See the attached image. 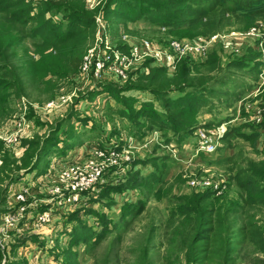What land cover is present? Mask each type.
<instances>
[{
    "label": "rangeland",
    "instance_id": "374dc122",
    "mask_svg": "<svg viewBox=\"0 0 264 264\" xmlns=\"http://www.w3.org/2000/svg\"><path fill=\"white\" fill-rule=\"evenodd\" d=\"M78 1L84 3L86 13L96 17L101 32L97 31L77 74L65 73V64L54 60L57 74L46 80L44 90L31 88L8 102V118L0 122V172L4 155L14 165L7 197L11 199L27 183L32 187V198L45 200L48 187L63 165L85 162L97 149L115 151L120 156L106 164L107 173L82 195L81 203L61 211L41 204L34 207L30 216L35 219L36 213L42 212L45 223H28L29 230L20 235L10 232L13 243L0 246L5 254H0V264H264V254L251 242L257 229L264 238V207L248 206L249 193L228 181L237 152L243 153V160L264 161V135L256 144L239 136L232 141L221 140L211 155L195 151L201 129L222 126L223 137L239 124L264 123V84L258 88L264 82V2L242 0L250 3L247 13L232 5L236 13L222 12L223 22L212 35L180 36L145 19L118 23L107 20L109 0ZM50 17L66 27L64 12ZM200 40L209 42L205 52L185 58L189 56L192 63L213 54L223 67L220 73L191 72L190 85L195 89L189 90L202 93L205 88L212 93L213 97H207L210 107L198 114L189 137L150 131L143 110L138 111L136 116L143 130L135 135V125L119 117V109L134 112L148 100L160 113L164 111L161 93L167 92L172 98L182 96L175 88L161 93L145 90L148 83L137 81L138 73L148 72V63L173 71L169 58L159 63L153 56L161 52L174 55L175 42L195 44ZM250 50L260 56L257 59L263 64L261 73L228 67L237 57L250 54ZM33 51L29 48L28 53ZM35 58L39 59L38 55ZM226 79L250 84L253 91L258 88L259 92L244 99L245 94L240 92L243 89H238V97L231 98L219 86ZM107 87L117 89L128 100L137 98L138 103L116 100L109 91L104 92ZM52 102L55 105L49 107ZM237 114V122L233 119L216 125ZM21 121L24 124L20 139L15 145L7 144L5 137L13 134ZM30 142L39 147L34 155L37 160L35 166L22 169V158L29 147L26 144ZM150 176H158L162 182L147 186ZM204 180L221 184L218 189H207L202 186ZM201 196H208L201 214L186 217L181 208L195 204ZM212 208L219 212L210 213ZM207 230L211 233L207 234ZM82 231L91 232L93 239L88 242L83 238L86 234H78Z\"/></svg>",
    "mask_w": 264,
    "mask_h": 264
},
{
    "label": "trees",
    "instance_id": "16d2710c",
    "mask_svg": "<svg viewBox=\"0 0 264 264\" xmlns=\"http://www.w3.org/2000/svg\"><path fill=\"white\" fill-rule=\"evenodd\" d=\"M227 2H230V5ZM252 2H264V0H253ZM232 5H238L247 13L250 3L242 0H109L105 16L107 20H112L114 23L134 20V18L145 19L157 28L174 31L180 36L188 33L208 36L218 31L223 22L222 12H228L231 15L236 13ZM84 8V3L78 0H0V122L8 118L10 99L25 95L31 88L44 90L46 80L51 75L57 74L58 66L54 60L60 59L65 64V73L75 75L80 71L83 57L88 47L94 42L99 30L96 17L86 13ZM60 12H64L67 20L65 28L61 22L50 17ZM29 48H33L32 54L28 53ZM251 51H249L250 54L237 57L238 59L232 61L228 67L248 71L251 74L261 73L263 64L257 59L260 56ZM36 55L39 59L35 58ZM188 58L189 56L178 60L173 71L148 63L149 71L138 73L137 81L148 83L145 90L161 93L169 88H175L182 96L172 98L167 92L161 93L164 96L161 98L164 111L160 113L154 111L155 104L148 100L141 103L140 109L134 112L125 108L119 109L117 111L119 117L135 125V129L138 130L135 135H138L142 129L141 124L138 123L140 120L136 116L138 111L143 110L147 124L151 125L150 131H170L174 136L185 134L189 137V131L196 126L195 119L198 114L210 107L207 97H213L212 93H208L205 88L202 93L189 90L195 89L190 85L192 83L191 72L206 70L220 73L223 72L222 62L213 54L205 60L192 63L188 61ZM219 86L224 87L231 98L238 97V89H243L240 92L245 94V98L254 89L252 85L234 79H226L224 84ZM105 91H109L110 95L120 102L128 101L133 105L138 103L137 98L133 97L128 100L117 89L107 87ZM234 117L235 115H230L216 122V125L230 122ZM218 118L216 117V120ZM244 130H248V133ZM261 135H264V123L256 126L242 123L228 129L221 142L232 141L239 136L243 141L256 144V140ZM26 145L29 147L22 158V169L34 165L37 160L34 159V155L39 150L37 144L33 142ZM33 147H37L35 151ZM236 154H238L237 159H234L232 173L228 177L229 184L234 182L241 191L249 193L246 199L248 206L261 205L264 207L263 159L243 160L242 152ZM227 163L230 164V161ZM242 166L245 167L242 168ZM13 167V163H10L4 155L0 172V214L6 207L8 184ZM156 182L160 184L161 178L150 176L146 179L147 186H152ZM207 199L208 196H201L195 204L182 207L181 212L186 217L199 216ZM112 206L110 205L111 208ZM217 210L212 208L210 213L216 214L219 212ZM226 228L225 225V230ZM82 233L86 234L83 238L88 242L94 237L89 231H82L78 234ZM206 233L210 234L211 231L207 230ZM251 242L264 254V238L259 229L253 232Z\"/></svg>",
    "mask_w": 264,
    "mask_h": 264
},
{
    "label": "built area",
    "instance_id": "2783aa9c",
    "mask_svg": "<svg viewBox=\"0 0 264 264\" xmlns=\"http://www.w3.org/2000/svg\"><path fill=\"white\" fill-rule=\"evenodd\" d=\"M89 2L91 0H88ZM101 30L99 29V33ZM209 42L205 40H200L195 44L192 43H173L174 55H169L162 53L160 55L153 56L159 63H164L167 58L172 63V68H175V63L181 58L190 54L202 55L205 49L208 47ZM147 47V46H146ZM125 58V57H123ZM122 58V59H123ZM264 82L258 85L260 89ZM255 89L251 92L245 99L250 98L255 92H259V89ZM54 102L50 103L48 106L53 107ZM239 114L235 116L234 122L239 120ZM258 121L260 118L258 117ZM24 122H20L17 125L16 131L8 137H5V142L9 145H15L20 139V134L22 132V125ZM222 126L215 130H205L201 129L198 131V138L195 143L196 153H204L211 155L214 153L222 140L221 133ZM1 139V137H0ZM124 152H121V154ZM120 155L111 150L109 152L103 151L102 149L94 150L93 157L82 163L65 164L63 165L55 176L54 182L48 187V192L44 199H38L36 197H31L32 187L25 183L20 186V189L14 193L11 197L10 204L7 210L0 214L1 224H0V246L3 244H12L9 233L21 234V231L27 230L30 225L35 222L38 224H44L46 220V215L44 213H36L35 219L30 216V211L34 207H38L40 204L45 206H51L56 210H64L68 207H72L76 204L82 202V195L87 193L96 184H98L108 170L107 163L113 162ZM125 160H129L125 158ZM221 182L214 184V180H204L202 181V186L207 189H218ZM30 223V225L28 224ZM28 224V225H27ZM29 230V229H28ZM3 236L4 239L1 237ZM4 242V243H2ZM2 243V244H1Z\"/></svg>",
    "mask_w": 264,
    "mask_h": 264
},
{
    "label": "crops",
    "instance_id": "0c3cea01",
    "mask_svg": "<svg viewBox=\"0 0 264 264\" xmlns=\"http://www.w3.org/2000/svg\"><path fill=\"white\" fill-rule=\"evenodd\" d=\"M10 198H8L7 197V202H6V205L8 206L9 204H10ZM6 249V248H5ZM7 250V252H10V249H6ZM9 250V251H8ZM0 254L2 255V257H4L5 256V254H4V252L2 251V252H0ZM6 255H7V253H6Z\"/></svg>",
    "mask_w": 264,
    "mask_h": 264
}]
</instances>
